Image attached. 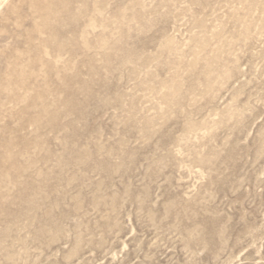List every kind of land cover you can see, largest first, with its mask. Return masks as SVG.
<instances>
[{
	"label": "rangeland",
	"instance_id": "374dc122",
	"mask_svg": "<svg viewBox=\"0 0 264 264\" xmlns=\"http://www.w3.org/2000/svg\"><path fill=\"white\" fill-rule=\"evenodd\" d=\"M0 264H264V0H0Z\"/></svg>",
	"mask_w": 264,
	"mask_h": 264
}]
</instances>
